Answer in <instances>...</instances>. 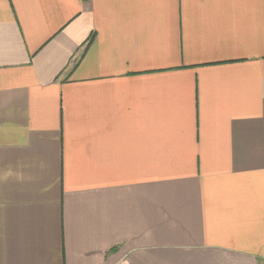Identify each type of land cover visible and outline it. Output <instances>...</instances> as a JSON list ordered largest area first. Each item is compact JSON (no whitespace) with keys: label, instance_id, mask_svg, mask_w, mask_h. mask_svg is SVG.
Wrapping results in <instances>:
<instances>
[{"label":"crops","instance_id":"1","mask_svg":"<svg viewBox=\"0 0 264 264\" xmlns=\"http://www.w3.org/2000/svg\"><path fill=\"white\" fill-rule=\"evenodd\" d=\"M0 264H264V0H0Z\"/></svg>","mask_w":264,"mask_h":264}]
</instances>
